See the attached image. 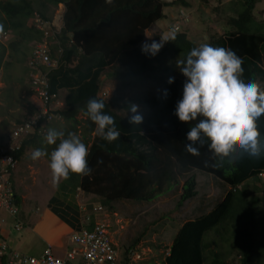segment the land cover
<instances>
[{"label":"trees","instance_id":"1","mask_svg":"<svg viewBox=\"0 0 264 264\" xmlns=\"http://www.w3.org/2000/svg\"><path fill=\"white\" fill-rule=\"evenodd\" d=\"M44 1L52 6L61 4L64 7L61 30L48 36V41L56 43L50 48V58L57 63L48 74V90L50 93H58L61 90L67 92L64 108L54 112L62 122L49 123L48 128L59 130L61 127L65 133L72 132L77 135V127L81 122L76 120V116L80 112L85 115L84 108L90 98L99 99V79L107 67L113 66L115 72L111 76L120 80L122 85L126 79H134L140 87L150 86L149 80L153 87L159 89L156 96L149 97L142 93L143 95H133L123 102L118 108L122 109L126 116L118 114L119 98L116 97L109 103L102 100L105 104L104 111L114 118L120 136L108 142L97 135L90 145L86 144L89 149L87 161L91 171L87 175L71 174L67 180L72 188L79 189L84 196L99 198L100 204L109 210L115 202L153 201L170 192L180 177L193 172L205 174L218 181L220 187L223 186V191L224 186H227L228 191L223 198L208 202V205L212 203L207 212L188 220L177 230L164 264H204L205 237L226 223L233 229L232 235L241 256V264H250L260 255L264 258V208L258 206L256 196H253L251 201H246L251 184L255 189H262L264 192V183L260 181L261 176L264 181V155L259 159L234 156L229 161L227 158H213L207 144L197 145L199 156L187 153L184 148L187 142L186 133L197 122L190 121L187 124L179 121L174 115L175 104L181 97L185 80L174 61L182 59L194 47L187 34H181L183 30H187L184 28L188 25V20L193 22L187 11H180L176 23L162 30L163 36L173 29L176 35L174 40L165 42L163 48L155 55L160 60L148 57L137 47L151 26L165 20L164 9L174 2ZM45 3L41 5L42 8ZM254 5V0H243L239 7L233 9L234 17L229 15L223 20L227 24L225 37L207 43L213 47L232 49L243 60L244 77L264 83V32L254 21ZM175 7L185 10L187 3L180 0L175 2ZM34 14L35 10L27 0L0 1V25L3 26L0 36L7 31H18L19 38L23 39L21 45L11 44L5 47L0 44V66L7 49L22 54H16V61L20 56L25 62L30 57L22 53L23 45L42 43L44 34L33 24L27 23ZM37 14L40 21L51 23V18H48L44 11ZM57 50L62 51L61 54ZM168 53L171 60L174 59L169 67H165L162 60ZM29 71L28 69L25 72L28 74ZM168 77L173 78L172 84L166 82ZM164 90H167L166 97L163 95ZM130 104H135L141 109L139 114L143 120L139 125H131L128 122L131 115L128 113ZM84 123L90 131L95 130V125L88 118ZM257 127L264 134V115L257 120ZM43 141V138L35 133L23 141V147L28 145L32 150H52L54 145L50 148ZM21 153L20 147L14 156L20 157ZM182 189L178 206L182 201L195 196L194 176L184 182ZM73 214L82 219L85 227L92 226L90 221L93 216L89 217L90 221H86L88 217L81 209L74 210ZM79 231L80 229L76 232ZM258 235L261 239H258ZM263 258L261 264H264ZM212 264L224 263L214 259Z\"/></svg>","mask_w":264,"mask_h":264},{"label":"rangeland","instance_id":"2","mask_svg":"<svg viewBox=\"0 0 264 264\" xmlns=\"http://www.w3.org/2000/svg\"><path fill=\"white\" fill-rule=\"evenodd\" d=\"M0 1L5 2L7 0ZM27 1L30 2L31 7L35 10L34 16L27 20V23L29 22L28 25L33 24L38 27V30L44 34L42 43H47L46 45L48 48H51V46L53 47L55 43L54 41H48V36L50 34H54L62 27V19L59 20V16L62 17L64 8L61 5L52 6L45 3L44 0ZM162 1L167 4H170L171 2L174 3L164 9V14L166 16L165 20L156 23L151 26L148 32L146 31L144 40L137 47L140 52L141 45L143 43L159 41L160 38L162 39L164 37L162 35V30L168 29L170 24L176 23V18L178 17L180 11H187L188 16H191L193 19V22L192 20H188V25L184 28L187 30H183L181 34H187L194 47L199 46L201 43H207L214 39L225 37L227 24L223 22V20L226 16L228 18L229 15L234 17L235 13L233 14V9L239 7L243 0H182L187 3V9L185 10L175 7V2H179L180 0ZM44 3L45 5L43 8H45V10L41 7ZM254 3L257 4L255 12H253L254 21L258 22L259 26L264 27V0H254ZM231 4L233 7H231ZM39 11H44L46 16L51 18L52 21L50 24L37 20V13H39ZM222 11H226V13H223ZM220 23L222 25H220ZM18 33V31L14 33L7 31L5 39L4 37H0V44L5 47H8L11 44L21 45V43H23V39L21 37L19 38ZM53 39H55V37H53ZM38 45L39 43L37 42H32V44L28 43L26 45L24 44L22 53H24L25 56L30 57V52L32 51L31 49L36 48ZM162 48L163 46L161 49ZM16 54L20 56L22 55L11 49H7L0 66V139L7 138L9 131L13 129L15 124L23 121L33 112V105L39 108L38 101H36L35 96L31 94L30 91L32 90L30 81L31 73H33V71L30 70L28 74H25V71L28 70L29 59L24 62L21 57L18 56L19 60L16 61ZM147 56L150 58L160 59L157 56H150L148 54ZM172 60L168 53L162 62L165 63V67H169ZM113 72H115V69L111 66L105 68L102 73V77L105 80L103 81V78H101L102 81L100 82V88L103 91H107V96L103 98L106 103H109L111 101L110 99L114 97L119 98L121 100L120 102H124L125 98H130L133 95L139 96L144 93V95L151 97L156 96L159 92L157 88L149 85H143L134 91L124 90L122 87L123 85L120 84L122 82H119L115 76H111ZM127 81L128 80H125V82ZM259 85L262 87L264 86V83ZM63 98L64 93L61 94L60 92L57 96V100L52 103L53 105H51V110H53V112H58L63 108ZM120 102L118 104H120ZM137 110L138 112L141 111L139 107H137ZM118 114L126 116V113L124 112L119 111ZM54 115V119L49 121L50 124H55L56 122L62 120L59 118L58 114ZM76 118L83 124L85 116H82L81 112L77 114ZM49 123L45 126V133L39 135L43 138V140ZM59 130H61V127H59ZM78 132L77 136L80 137L82 134L81 130ZM80 139L84 141L81 137ZM23 141V139L17 141V145L22 149V153L20 155L22 162L20 166L17 165L16 171L18 168L22 169V172L25 171L26 175L30 176V172L32 170V174H34L36 178L35 181L33 180L34 183L30 180L25 185H22V192L18 187L17 190H19L17 194H20L23 207L27 206V208L24 210L22 209L21 211H25L26 214H30V216L27 217L26 215L24 216V214H21L22 221L25 223V220L29 217L31 223H33V221L39 220L42 211L49 206L45 199L38 200L36 198H44V195L48 192H45L43 188H52L55 185L53 186L51 182V175L48 166L46 171L42 170L40 167V161L44 157L35 161L30 159L32 150L28 145L23 147ZM84 143L87 144V142ZM50 148H52V146H50ZM47 151L50 152L51 150L48 149ZM46 161L48 163V160ZM41 165H43V161H41ZM190 176H194L196 194L189 200L182 201L181 205L178 206L183 193L182 186ZM63 181L68 182L66 179L61 180L58 183ZM260 181L261 183H264L262 176L260 177ZM251 185L252 186H250L248 190L249 195L248 198H246V201H251L253 199L252 197L256 196L258 206L260 208H264V198H262L264 196L263 190L257 188L255 189L254 185ZM58 186L56 189H58ZM222 187L223 186L220 187V183L215 181L214 178L205 174L193 172L189 173V175L180 177L179 182L170 190V192L161 195L157 199L150 202H115L112 203L110 209L107 210L100 204L99 198L86 195L84 196L80 190L75 198V201L77 200L79 207L82 211H85L87 217L93 216L94 222L97 219V221H103L102 223L107 225L106 227L109 229L108 233L110 239L114 244V247L118 249L119 253H122L123 249L126 247L136 246L140 253L139 261L141 264H163V259L167 249L170 247L177 230L184 224L185 221L187 222L188 220H192L195 217L207 212L208 209L211 208L209 205L212 203L211 202L208 205V202L213 199L223 198L228 189L227 186H224L225 191H223ZM83 196L84 198H82ZM31 197H34V199L29 200L28 198ZM15 199V204L20 211L18 204L20 203V200L17 203V198ZM99 208H101L102 211L98 210ZM99 216H101L100 219ZM29 229L30 228L27 226L23 227V232L14 238L16 244L15 248L17 249L15 251L28 256L38 257L42 250L39 249V254L31 252V244L35 249L36 246L34 245L36 244L33 243L34 241L31 243L30 239L26 236V232H29ZM232 232V227L226 223L223 227H219L215 232L207 234L204 239L206 245L204 253L206 262L204 264H212L214 259L221 261L224 264H241V256L235 247L236 241ZM260 235H258V239H261ZM69 244L70 243L68 241V245L65 248L64 253L61 249H57L52 243L51 247L57 257H63L65 253L71 249ZM35 251H37V249ZM262 258L263 257L260 255L258 258L253 259L250 264H261Z\"/></svg>","mask_w":264,"mask_h":264},{"label":"clouds","instance_id":"3","mask_svg":"<svg viewBox=\"0 0 264 264\" xmlns=\"http://www.w3.org/2000/svg\"><path fill=\"white\" fill-rule=\"evenodd\" d=\"M105 2L111 3V0ZM256 5L252 13L255 12ZM2 27L0 25V29ZM262 29L264 32V27ZM175 35L173 29L159 41L143 43L141 52L155 56L165 42L175 39ZM176 64L185 80L181 97L175 104L174 115L179 121L187 124L190 121H197L186 133L185 151L193 156H199L200 150L197 145L207 144L211 156L218 160L227 158L231 161L234 156L261 158L264 155V134L258 129L257 120L264 115V87L255 79L244 77L242 58L230 48L201 43L190 49L182 59L176 61ZM148 82L153 87L149 80ZM166 82L172 84L173 78L168 77ZM163 95L167 96V90H164ZM32 108L34 111V105ZM104 109L105 104L102 100L90 98L85 105L84 114L95 125L97 135L112 142L120 136V132L116 129L114 118ZM128 113H131L128 118L129 124L139 125L142 122L143 117L135 104L129 105ZM43 143L54 147L50 152L46 148L33 149L30 159L35 161L47 157L53 185L68 179L71 174L87 175L91 171L87 161L89 149L76 134L48 128ZM13 188L15 192L14 182ZM98 210L102 211L101 208ZM86 221H90L89 217ZM90 222L93 225L95 222L103 221L96 219L94 222L93 217ZM81 229L88 228L84 226ZM75 232L73 231L70 236ZM129 250L140 256L136 246L126 247L120 253V263L128 262ZM168 254L169 248L165 257ZM135 264L141 263L136 260Z\"/></svg>","mask_w":264,"mask_h":264},{"label":"built area","instance_id":"4","mask_svg":"<svg viewBox=\"0 0 264 264\" xmlns=\"http://www.w3.org/2000/svg\"><path fill=\"white\" fill-rule=\"evenodd\" d=\"M6 36V33L2 34L4 39ZM46 44L39 43L33 48L28 62V69L33 71L30 91L38 101L39 108L34 106L32 114L15 124L7 138L0 139V210L11 219L14 232H20L23 228L12 182L19 160V157L14 156L20 150L17 141L28 139L35 133L38 136L44 134L46 124L55 117L51 105L57 100L58 93L49 92L48 74L57 63L50 58L51 49ZM58 52L61 54L62 51ZM106 226L95 222L92 227L73 233L69 239L71 249L63 257H57L50 245H46L38 257L28 256L10 248L0 235V264H135L140 256L133 250L128 252V262L120 263V253L114 247Z\"/></svg>","mask_w":264,"mask_h":264},{"label":"crops","instance_id":"5","mask_svg":"<svg viewBox=\"0 0 264 264\" xmlns=\"http://www.w3.org/2000/svg\"><path fill=\"white\" fill-rule=\"evenodd\" d=\"M29 44H32V43H29ZM101 78L103 77L101 76ZM101 78L99 79V90L97 93V98L103 100V98L107 96V91H103L100 88L101 87L100 82L102 81ZM104 80L105 79L103 78V81ZM118 81L120 82V80ZM122 87L124 88V90L134 91L135 89L139 88L140 85L138 81H134V79H131V80H128L127 82H124ZM60 92L61 94L64 93V98H63V108H64V99L67 95V92L65 90H61L58 92V94ZM114 98H111L110 100L112 101L114 100ZM127 99L129 98H125L124 102ZM122 104L123 102H120L117 108L121 106ZM120 112H123L122 109H120ZM81 114L82 116H85L83 115V113ZM86 120H87V116H85L83 124L81 123L80 125H78L77 134L79 133L78 131L81 130L82 134L80 137L84 139L88 143V145H90L91 142L94 140V138L97 136V133H96V129L93 131L92 130L90 131L88 129L87 125H85L84 123ZM77 121L80 123L79 120ZM46 160H48L47 157H44L41 160L43 161V165H41V161H40V167L44 171H46V168L48 166V163ZM21 162L22 160L20 159L19 164H21ZM29 169H32V168H29ZM12 178L14 182L16 198L18 202L20 200V203H18L20 207V220L23 224V227L27 226L28 228H30L29 232H26V236L30 239L31 243L32 241H34L33 243L36 244L34 246H36L37 251H35L36 249L33 248L31 244V252H34L35 254H39L40 252L39 249L43 251L46 245L51 246V243H52L57 249H61L62 252L64 253L65 248L68 245V238L70 234L73 231H77L80 228L84 227L82 219H79V217L77 216L75 217L73 214L74 210L77 211L81 209L79 207L77 200L75 201V198L77 197V194L79 193V189H73L70 183L66 181L60 182L55 186L53 185L54 187L52 188H43V190L48 193L44 195V198H36V199L38 200L45 199V201L49 204L48 208L42 211L41 216L39 217L38 221L35 220L33 221V223H31L28 217V219L25 220V223H24L21 219L22 218L21 214H24V216L26 215V217L30 216V214H26L25 211H21L22 209L24 210L25 208H27V206L23 207V202H22V199L20 198V194H17L19 190V189L17 190V188L19 187L22 192L23 189L21 188V186L25 185L30 180L35 181L36 177L34 176V174H32V170L30 172V176H27L25 171L22 172V169L18 168L17 171L14 172V175ZM57 186H58V189H56ZM82 198H84V196ZM28 199L32 200L34 199V197H31ZM10 222H11V219L8 217V215L4 211L0 210V235L5 238L10 248H12L13 250H17L15 248L16 244H15L14 238L19 236L23 232V230L20 233L14 232L12 230V226ZM41 253L39 255H41Z\"/></svg>","mask_w":264,"mask_h":264}]
</instances>
